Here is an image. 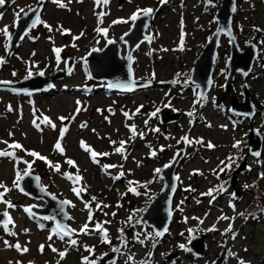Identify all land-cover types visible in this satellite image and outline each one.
<instances>
[{
  "label": "rangeland",
  "instance_id": "obj_1",
  "mask_svg": "<svg viewBox=\"0 0 264 264\" xmlns=\"http://www.w3.org/2000/svg\"><path fill=\"white\" fill-rule=\"evenodd\" d=\"M121 1L120 5V0L99 4L97 0H60L61 7L50 0L41 16L43 23L10 56V40L2 30L7 27L12 37L21 16L38 0H5L0 11V58L5 61L0 65V81L16 83L41 72L48 76L65 70L70 58H75L76 64L49 92L26 96L0 90V151L15 152V157L0 156V183L10 189L6 193L0 189V193L15 205L8 208L0 202V214L8 212L14 221L7 229L0 226V264H85L84 257L101 264L102 257L111 252L117 253L116 264H143L149 259L154 264H215L225 250L229 256L230 249L233 256L229 260L227 256L225 264H240L241 260L264 264V146L260 157L249 155L250 131L256 129L264 139V0H237L233 19L239 46L245 48L250 42L259 46L252 72L238 76L232 89L225 90L230 40L223 35L212 89L203 101L199 89L190 85L191 72L217 31L221 0L214 4L209 0ZM145 8L159 14L147 31L151 42L142 43L133 55V70L135 80L152 85L138 90L130 85L128 89L136 90L132 94H111L106 82L90 78L87 57L93 49L103 50L109 41H119L132 27L131 16ZM20 9L24 12L17 18ZM121 20L127 22L113 23ZM97 28L107 29V34L98 33ZM177 35H181L179 39L186 36L183 44L177 42ZM56 49H60L59 60ZM126 54V45L121 44V55ZM162 65L166 67L158 71L156 66ZM246 85L260 111L253 121L227 114L232 98L243 100ZM163 112L177 119L163 124ZM58 140L63 153L55 148ZM13 142L22 148H10ZM121 142H126L123 151L117 152ZM82 144L108 155L98 156L94 162ZM25 150L46 157L52 165H59L60 171ZM183 150L176 170L179 188L173 202L174 217L167 233L158 239L151 227L137 221L161 191V172ZM69 159L75 164H68ZM25 160L32 163L29 171L40 177L44 188L60 200L71 201L68 224L75 236L60 239L54 222L40 221L25 211L45 205L14 186L17 172L23 175L28 170ZM244 161L245 172L234 188H228L234 170ZM228 163L231 167L220 171ZM76 175L82 180L75 181ZM73 188L84 190L78 196ZM85 224L87 234L81 231ZM130 228L135 241L124 236ZM100 229L106 230L110 242L104 240ZM195 235L203 237L209 247L203 259L189 251ZM6 241L13 246H6ZM17 243L29 251L16 249ZM59 252L66 255L61 258ZM174 254L176 259L168 258Z\"/></svg>",
  "mask_w": 264,
  "mask_h": 264
},
{
  "label": "water",
  "instance_id": "obj_2",
  "mask_svg": "<svg viewBox=\"0 0 264 264\" xmlns=\"http://www.w3.org/2000/svg\"><path fill=\"white\" fill-rule=\"evenodd\" d=\"M49 1L50 0H38L37 4L33 7L38 8L37 12L34 13L29 10L26 12L28 15L23 14L21 16L16 26L15 33L9 41L8 55H14L19 50L28 34L41 24L38 23L36 27H32L35 16L39 15L41 19L45 6ZM121 4L122 1L120 0V5ZM210 4H214V0H211ZM2 9L3 6H0V11ZM158 14L159 12L157 11H153L150 16L141 14L137 20L133 21L130 31L119 41H112L108 43L103 50L91 52L86 60L90 78L98 82H106L111 94H132L138 89L151 86L152 84L150 82L135 80L133 55L142 43L151 42V36L147 34V31L154 25ZM236 14L237 0L220 1V9L216 16L218 22L217 31L204 46L191 72L190 85L199 89L200 100L201 97H203L201 101L207 97L212 89L214 67L217 60L220 40L223 35H226L230 40L229 72L224 87L226 91L229 92L232 89L238 76H246L252 72L255 60L259 56V46L254 42H250L245 48L239 46L233 31V19ZM121 44L126 45L127 54L125 57L121 55ZM129 57H131V59H129ZM75 64L76 59L70 58L67 61L65 70H59L48 76L40 74L34 75L16 83L0 84V90L9 91L11 93H21L26 96H31L40 92H49L53 89L57 81L64 79L72 73ZM109 85L120 86L109 87ZM130 85H135L136 90L128 89ZM230 107L234 115L248 118L251 121H253L258 114V109L252 102L247 85L244 88L243 100L240 101L237 97L232 98ZM176 119L177 116L176 118H171L166 112L160 115V120L163 124H168ZM263 146L264 139L262 135L253 128L249 135V155L260 157ZM184 153V150L179 152L176 159L161 172L160 178L163 181L161 191L148 205L142 217L137 221L139 225L145 223L148 227H151L156 235L160 233V235H157L158 239H161L167 233L174 217L173 202L179 188V178L176 174V170ZM256 153H259V155H256ZM245 170L246 162L244 161L234 170L229 180L228 188H234L236 186L238 177L243 174ZM37 177L39 176L31 173V175L24 176L20 181V187L24 189L22 192L23 194L45 203L43 207L31 206L32 212L30 214L37 219L54 222L56 227L59 223L65 229H71L68 224L70 219V214L68 212L69 204H62L61 202H63V200L58 199L44 188L41 184L40 177L39 179H37ZM237 196H239V194H237ZM189 201V199L186 200L184 204L188 205ZM2 214H0V226H3V221L7 219ZM46 217L48 219H45ZM70 236H75V232H72ZM124 236L128 241L136 240L133 228H130ZM208 250L209 247L203 237L199 235L193 237L189 245V251L196 258L203 259ZM227 256L228 251L225 250L215 264H225ZM168 258L176 259L177 254L171 255ZM116 262V252L104 255L100 261L101 264H116ZM143 264H154V262L152 259H149Z\"/></svg>",
  "mask_w": 264,
  "mask_h": 264
},
{
  "label": "snow or ice",
  "instance_id": "obj_3",
  "mask_svg": "<svg viewBox=\"0 0 264 264\" xmlns=\"http://www.w3.org/2000/svg\"><path fill=\"white\" fill-rule=\"evenodd\" d=\"M15 2H16V0H12V3H15ZM54 2L60 4V0H54ZM101 2H103V3H108V0H97V3H98V4L101 3ZM164 2H166V0H161V3H164ZM209 2L211 3V0H209ZM4 4H5V0H0V6H3ZM60 6H61V7H64L63 4H60ZM30 11L35 13V12L38 11V8H31ZM153 11H154V10H153L152 8L137 9V12L134 13V14L131 16L130 19H131L132 21H135V20H137V19L140 17L141 14H143L144 16H150V15L153 13ZM21 12H24V9H20V12H17V13L15 14L17 18L20 17V13H21ZM24 14H25V15H28V13H26V12H25ZM100 15H101V17L103 16L102 13H101ZM0 18H2V13H0ZM118 22H127V21L121 20V21H114L113 23H118ZM38 23H43V21H41L39 15H36V16H35V19L33 20L32 27H36V25H37ZM45 26H46V27H49V28L51 29V26H48V25H45ZM257 30H259V29H257ZM2 31L5 33V35H7V37H8L9 40L12 39L11 34L9 33L7 27L4 28ZM96 31H97L98 33H104V34L106 35L108 30L105 29V28H97ZM111 42H112V41H109V43H111ZM55 51H56V53H57V59L59 60V52H60V49H56ZM93 51H95V49H93ZM129 59H131V57H129ZM4 62H5L4 59H3V58H0V65H2ZM31 74H32V73H31V71H30V69H29V76H30ZM39 74H40V75H43V72H41V73H39ZM13 75H15V73H13ZM175 82H176V81H173V83H175ZM8 83H11V82H9V81H0V84H8ZM114 86H115V87H119L120 85H109V87H114ZM202 99H203V97H201V100H202ZM199 102H201V101H200V100H197V103H199ZM125 115H127V113H126ZM152 115H155V113H153ZM190 115H191V113H190ZM60 119H61V120H64V119H66V118L61 117ZM46 123H48V124H49L51 127H53V128L56 127L55 124H53L50 120H47ZM81 127H86V124H82ZM66 131H67V127H65V128L61 131V137H60L61 140H62V138H63V134H64V132H66ZM131 131L135 134L136 129H135V126H134V125L131 126ZM141 135H142V134H141ZM184 139L187 140V137H185ZM4 143L7 144L8 142H7V141H4ZM113 143H115V142H113ZM124 143H126V142H121V147L116 148V151H117V152H121V151H123V145H124ZM208 146H209V147H214V145H211V144H209ZM235 146L238 147L239 144L237 143V145H235ZM9 147L12 148V149H20V148H22V145H20L19 143H15V142H13V143H11V144L9 145ZM82 147L84 148L85 151H88V152L90 153L91 158L93 159L94 162H98V161L96 160V158H97L98 156L108 155V153H98V152L92 150L91 148H89V146H88L87 144H82ZM55 148L58 149L61 153L64 152V148L62 147V145H61V143L59 142V140H58V142L56 143ZM25 151H26L27 154L30 155V156L37 157V158H39L40 160L47 161V158H46V157L40 155L39 153H37V152H35V151H28V150H25ZM152 155L155 156L156 153L153 152ZM256 155H259V153H256ZM0 156H2V157H15V152L0 151ZM231 159H232V158L229 157V161H231ZM47 162L49 163V165H50L51 167H54V170H55V171H57V172L60 171V167H59V165H52V163H51L50 161H47ZM23 163H25V164L28 166V170H25L24 173H23V175H21L20 172H17L16 179H15V181H14V186H15L16 188H19V190H20L21 192H23L24 189H23L22 187H20V183H19V182L24 178V176L31 175V172H30L29 170H30L31 167H32V163H30L29 161H26V160H25V161H23ZM33 163H34V161H33ZM67 163L70 164V165L75 164V162L72 161L71 159H69V160L67 161ZM222 164H224V162H222ZM105 167H106V168H109V167H113V166H112V165H106ZM166 167H167V166H166ZM230 167H231V163L225 164V165H224V168H221L220 171H224L225 168H230ZM155 171H156V172H159L160 169H156ZM67 175H68V178H69V179H73V177L71 176V174H67ZM121 175H122V173H121ZM262 176H264V174H262ZM37 179H39V177H37ZM74 179H75V181L78 182V181L82 180V177L79 176V175H76ZM0 189H4V193H6L7 191H10V189H8V188H7L4 184H2V183H0ZM83 190H84V189L73 188V191H74L78 196L80 195L81 191H83ZM131 190H132V191H135V189H131ZM4 193H0V202H3L8 208H13V207H15V205H13V204L11 203V201H8V200H5V199H4ZM208 194L211 195V190H210V192H209ZM233 195H235V194H233ZM92 199L95 200L96 198L93 197ZM61 203H62V204H70L71 201H63V202H61ZM86 207H90V205L86 204ZM25 211L28 212V213H31V212H32V209H31V208H26ZM2 215H4V216L7 218L5 221H3V226H4L6 229L8 228L9 224H14V221L12 220V217L8 214V212H4ZM224 218L227 219V217H224ZM45 219H48V218L46 217ZM41 227H43V226L41 225ZM98 229H99V226H98ZM57 230H58V231H57ZM57 230H54V231H56V234L59 236L60 239H64L65 236H70L71 233L75 231L74 229H65V228L62 227L59 223L57 224ZM100 230H102V229H100ZM81 231L84 232L85 234H87V233H88V224H85L84 227H83V229H82ZM102 231H104V240H105L106 242H110V241H107V232H106V230H102ZM11 234H12V235H15V233H11ZM157 235H160V233H157ZM49 239H51V236L49 237ZM69 242H70L71 244H73V245H75V244L77 243L76 240H70ZM5 244H6V246H10V247L13 246V245H8L7 241L5 242ZM14 247H15L16 249H18V250L24 252V253H26V252L29 251V249H28L27 247H23V248H21V245L18 244V243L15 244ZM181 247H183V245H181ZM43 248H44V246L42 245L40 250L43 251ZM52 250H53V251H57V249H55V248H53ZM115 251L119 252V249H115ZM59 255H60L61 258H63V257L66 255V253H65V252H59ZM83 260H84L85 264H95L94 261H89L87 257H84ZM240 264H245V262H244L243 260H241V261H240Z\"/></svg>",
  "mask_w": 264,
  "mask_h": 264
},
{
  "label": "bare ground",
  "instance_id": "obj_4",
  "mask_svg": "<svg viewBox=\"0 0 264 264\" xmlns=\"http://www.w3.org/2000/svg\"><path fill=\"white\" fill-rule=\"evenodd\" d=\"M181 35H177V42L179 43V44H183V42H184V40L186 39V36H183V37H181L180 39H179V37H180ZM174 37V39H172V40H175V37H176V35H174L173 36ZM182 51V50H181ZM156 67H158V68H156L158 71H162L163 70V68L164 67H166L165 65H162V66H156Z\"/></svg>",
  "mask_w": 264,
  "mask_h": 264
},
{
  "label": "flooded vegetation",
  "instance_id": "obj_5",
  "mask_svg": "<svg viewBox=\"0 0 264 264\" xmlns=\"http://www.w3.org/2000/svg\"><path fill=\"white\" fill-rule=\"evenodd\" d=\"M258 113L260 114V111H258ZM243 119L247 120L245 117ZM232 256H233V253H232V251L230 249V253H229V256H228L227 260H229Z\"/></svg>",
  "mask_w": 264,
  "mask_h": 264
},
{
  "label": "trees",
  "instance_id": "obj_6",
  "mask_svg": "<svg viewBox=\"0 0 264 264\" xmlns=\"http://www.w3.org/2000/svg\"><path fill=\"white\" fill-rule=\"evenodd\" d=\"M228 112H227V114H228V116H230V118H232L234 115L231 113V111L228 109L227 110ZM47 224V223H46ZM48 224H50V223H48ZM52 224V223H51Z\"/></svg>",
  "mask_w": 264,
  "mask_h": 264
}]
</instances>
